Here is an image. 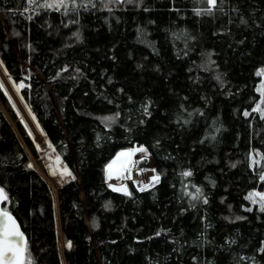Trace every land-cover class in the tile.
Instances as JSON below:
<instances>
[{
    "label": "trees",
    "instance_id": "obj_1",
    "mask_svg": "<svg viewBox=\"0 0 264 264\" xmlns=\"http://www.w3.org/2000/svg\"><path fill=\"white\" fill-rule=\"evenodd\" d=\"M203 7L96 0L63 15L0 0V63L72 174L54 191L28 167L35 144L0 85V187L31 264H264V211L246 199L264 192V0ZM134 146L160 180L124 195L106 166Z\"/></svg>",
    "mask_w": 264,
    "mask_h": 264
},
{
    "label": "snow or ice",
    "instance_id": "obj_2",
    "mask_svg": "<svg viewBox=\"0 0 264 264\" xmlns=\"http://www.w3.org/2000/svg\"><path fill=\"white\" fill-rule=\"evenodd\" d=\"M102 3H105V7H107V4L110 3H124L125 0H101ZM134 0H127V3H133ZM142 3V0H140ZM197 3L205 5L203 8H197L195 9V13L197 16L200 15H212L215 11H224V4L226 3V0H196ZM27 3L29 5H38L39 7H43L46 9H54V10H61L63 9V15H68L69 10L72 12H77L78 8L83 7L85 10L91 6L92 8L96 7V0H44L43 4H39V0H27ZM111 11V9H108ZM147 10V9H145ZM69 23H78V20L76 21H69ZM241 23H246L245 20L241 19ZM78 37V33H74ZM257 75H264V72H258ZM219 79V77H217ZM15 86V85H14ZM17 92H19L20 88L24 87L23 84H20L18 86H15ZM260 91L261 96L264 97V85H261V88L258 89ZM264 103V101H262ZM145 111H147V106H145ZM253 111L260 112L261 118H264V110L260 108L259 105H257L256 108L253 109ZM119 114L117 113V116ZM245 115L247 116L248 113L245 112ZM35 119V117H33ZM113 117H106L105 120L112 121ZM136 151L140 152H146L147 150L143 147L137 149ZM133 153H120L116 160L113 161L112 164H109L107 166V178L111 179L113 176V168L114 165L117 164V161L121 160V157H130ZM57 160L59 158L57 157ZM130 163V160L122 161L119 165V168L117 169L118 175L122 174L123 172L130 171L128 168V164ZM235 165H233L234 167ZM28 167H32V165H28ZM154 171V170H153ZM71 175L70 172L67 171L65 168L63 170V174ZM184 177H190L192 175L191 171H184L181 173ZM130 178V177H128ZM261 180H264V174L260 176ZM160 180V177L153 176L152 181L153 183H158ZM112 187L111 185H109ZM147 185L140 188V191H144ZM113 191L122 192L124 195H131V193L128 192L127 188L125 186L115 188L113 187ZM187 194V193H186ZM191 195V194H189ZM202 195L201 189L196 188V194L191 195L192 200H198L200 199ZM257 197H259V200L257 201ZM9 199L7 193L5 192L4 187H0V204L4 203ZM246 199L251 200L253 203L259 202L260 204V210L264 211V195L260 193H250ZM205 204L208 203L207 199L205 198L203 201ZM247 211H251V209H246ZM237 219H242L241 217H237ZM71 246L70 243L68 245ZM259 251L264 252V247H262ZM0 264H31L30 260L27 259V242L25 240L24 234L20 231L19 225L17 224L16 220L13 218L10 212L4 209H0Z\"/></svg>",
    "mask_w": 264,
    "mask_h": 264
},
{
    "label": "rangeland",
    "instance_id": "obj_3",
    "mask_svg": "<svg viewBox=\"0 0 264 264\" xmlns=\"http://www.w3.org/2000/svg\"><path fill=\"white\" fill-rule=\"evenodd\" d=\"M258 72H264V68L260 69ZM260 76V82L257 86V92L260 95L259 102L257 105L260 106L262 110H264V97L261 96L260 91L258 89L261 88V85H264V75H259ZM0 85L2 89L4 90L5 94L7 95L12 107L14 108L18 119L23 123L25 128L28 131V134L32 138L35 147H36V153L37 157H34L33 155L30 154V159H31V165L34 166L42 175L47 179V181L50 183L52 186L53 190L56 191V189L61 186L64 182H67L69 179L72 178L71 175H67L66 173L62 175L63 170L66 168L68 172V168L63 164L59 156L54 152L53 148L50 146L46 138L44 137L43 133L41 132L40 128L38 127L35 119H33V115L30 113L27 105L24 103L21 95H20V90L17 92L16 87L20 84H15L13 80L7 75L5 72L2 64L0 63ZM15 85V86H14ZM257 105L254 107L256 108ZM257 112V111H256ZM260 114V112H258ZM13 126H15L14 122H11ZM143 146H134L132 149L128 150H122L118 152L117 154L120 153H133L130 157H121V160L114 166L113 172L116 174L117 169L119 168V165L122 161L125 160H130V163L128 164V168L130 171L128 172H123L120 174V178L122 180L121 184L119 186H116L113 184V182L110 181V179L107 178V171H106V178H107V183L108 185H111V189L113 190V187L119 188L122 186H125L126 188L128 187L129 183L138 191H140V188L136 185L137 183L133 180V174L132 172L134 171H139V172H146V171H151L157 176L158 174L155 172L153 169V160L150 157L149 153L146 152H140L136 151L137 149L141 148ZM144 148V147H143ZM145 149V148H144ZM116 154V155H117ZM118 156V155H117ZM116 157H114L108 164H112L113 161L116 160ZM57 157L59 160H57ZM106 166V169H107ZM154 170V171H153ZM71 173V172H70ZM118 175V174H117ZM130 177V178H128ZM157 183L147 186L145 190L150 189ZM128 189V188H127ZM260 193L264 195V192L261 191H252L250 193ZM249 193V194H250ZM248 194V195H249ZM257 201L259 200V197L256 198ZM249 203L252 207H260L259 202L253 203L251 200H249Z\"/></svg>",
    "mask_w": 264,
    "mask_h": 264
},
{
    "label": "bare ground",
    "instance_id": "obj_4",
    "mask_svg": "<svg viewBox=\"0 0 264 264\" xmlns=\"http://www.w3.org/2000/svg\"><path fill=\"white\" fill-rule=\"evenodd\" d=\"M124 151V150H123ZM117 155H119V154H117ZM116 155V156H117ZM115 156V157H116ZM119 161H117V163H118ZM115 166V165H114ZM114 173V172H113ZM110 181L111 182H113V184L114 185H116V186H119L120 184H121V182H122V180H121V178H120V176L119 175H117V174H113V176H112V178L110 179Z\"/></svg>",
    "mask_w": 264,
    "mask_h": 264
},
{
    "label": "water",
    "instance_id": "obj_5",
    "mask_svg": "<svg viewBox=\"0 0 264 264\" xmlns=\"http://www.w3.org/2000/svg\"><path fill=\"white\" fill-rule=\"evenodd\" d=\"M4 204H5V202L4 203H2V204H0V209H4ZM5 210V209H4ZM9 212V211H8ZM12 215V214H11ZM13 216V215H12ZM13 218H14V216H13ZM15 219V218H14ZM16 220V219H15ZM17 222V221H16ZM18 224V223H17ZM19 229H20V227H19ZM20 231H21V229H20ZM22 232V231H21ZM23 233V232H22ZM25 237V236H24Z\"/></svg>",
    "mask_w": 264,
    "mask_h": 264
}]
</instances>
